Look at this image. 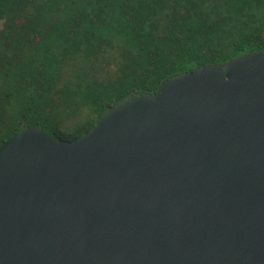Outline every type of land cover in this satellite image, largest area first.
Segmentation results:
<instances>
[{"label":"water","instance_id":"water-1","mask_svg":"<svg viewBox=\"0 0 264 264\" xmlns=\"http://www.w3.org/2000/svg\"><path fill=\"white\" fill-rule=\"evenodd\" d=\"M0 264H264V49L131 93L73 141L20 128Z\"/></svg>","mask_w":264,"mask_h":264},{"label":"trees","instance_id":"trees-1","mask_svg":"<svg viewBox=\"0 0 264 264\" xmlns=\"http://www.w3.org/2000/svg\"><path fill=\"white\" fill-rule=\"evenodd\" d=\"M0 147L73 141L131 93L264 49V0H0Z\"/></svg>","mask_w":264,"mask_h":264},{"label":"rangeland","instance_id":"rangeland-1","mask_svg":"<svg viewBox=\"0 0 264 264\" xmlns=\"http://www.w3.org/2000/svg\"><path fill=\"white\" fill-rule=\"evenodd\" d=\"M2 27V20H0V28Z\"/></svg>","mask_w":264,"mask_h":264}]
</instances>
